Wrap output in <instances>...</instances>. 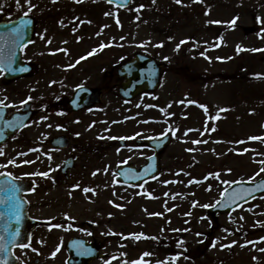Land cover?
I'll return each instance as SVG.
<instances>
[{"label": "flooded vegetation", "instance_id": "1", "mask_svg": "<svg viewBox=\"0 0 264 264\" xmlns=\"http://www.w3.org/2000/svg\"><path fill=\"white\" fill-rule=\"evenodd\" d=\"M24 2L19 0L18 6L17 0H1L0 22L9 23L24 16L27 10L23 9L29 7L26 0ZM30 3L35 5L32 0ZM37 12L35 5L28 15L32 20V40L20 51L21 67L26 71L11 67L9 76H5L6 72L0 74V100L8 105H0L3 113L0 131L4 135L0 149L5 153L0 156V165L7 164L8 160L17 162V166L0 167V173L10 172L22 177L14 183L21 189L17 195L27 201L21 210L19 225L8 215L6 206L0 205V213L4 214L0 216V235L7 238L6 227H19L21 235L17 243L31 244L30 248H13L16 264H118L120 246H128L129 253L137 255L151 253L146 257L157 258L154 264H159L162 262V208L158 210L157 233H148L147 212L138 222L135 219L136 206L142 209L136 204L150 193L146 187L162 180V151L158 155L160 173L155 180L123 187L116 180V171L126 164L137 170L154 155L143 143L162 136V102L151 104L158 96L155 92L139 94L132 100L120 97L115 46L103 49L92 46L88 52L73 53L65 49V61L51 51L45 55L48 61L40 63L39 58L43 56L40 57L38 49ZM181 17L176 26L183 28L184 17ZM242 28L239 26L238 31ZM226 30L217 33L212 26L204 42H199L196 34L181 38L179 43H184L174 49L175 57L162 59V77L173 70L176 79L175 86L169 85L167 90L165 86L164 98L168 95L175 98L181 113L204 115L207 103L200 102L202 92L213 85L215 56L226 47V72H218V78L224 86L231 85L236 95L239 91L242 96L246 79L245 38H239L232 55ZM164 37L168 39L167 34ZM238 46L243 50L238 52ZM93 49L95 53L88 56ZM169 50L163 45V53ZM80 57L86 58L80 60ZM54 66L60 67L59 70ZM47 74L51 76L44 77ZM81 86L94 94L83 97L78 103L71 102L73 92ZM29 96L33 99L21 106L20 102ZM230 98H236L234 91ZM42 116L47 119L41 121ZM15 117H23V125L27 126L9 128L7 122ZM25 160L33 163L24 164ZM45 171L49 172L47 178L25 175ZM8 179L0 175V187L7 188ZM85 188L91 191L85 192ZM11 195L8 191L0 192V199ZM157 202L162 206L161 200ZM120 208L127 209L125 219L118 215ZM57 224L61 227H55ZM133 234L140 238L135 239ZM58 246L60 251L53 258L51 253ZM33 248L36 251H32Z\"/></svg>", "mask_w": 264, "mask_h": 264}, {"label": "rangeland", "instance_id": "2", "mask_svg": "<svg viewBox=\"0 0 264 264\" xmlns=\"http://www.w3.org/2000/svg\"><path fill=\"white\" fill-rule=\"evenodd\" d=\"M196 1L183 0L180 5L175 0H155V3L153 0H133L131 7L118 11L104 7L95 0H81L80 3L76 0H32L37 5L40 22L38 49L40 57H43L39 61L47 62L45 55L51 51L65 61V51L60 50L62 45L73 53L81 47L83 51H90L92 46L105 43L117 47L120 61L138 51L154 54L160 59L167 57L169 60L175 57L174 49L180 46L181 38L196 34L199 42H204L208 27L216 24V21L218 24L225 22L231 27L257 25V31L245 39L246 83L242 86V96H239V91L236 95L231 85L224 86L217 78L208 92H202L203 99L200 102L220 109L231 106L225 111H211L214 128L209 118L206 119L204 131L188 134L186 129L200 128L203 118L181 113L170 95L164 98V94L158 93L154 98L152 104L161 101L167 111H172L174 107L175 111H166V115H162L165 122L162 129L174 130V139L162 156V180L146 187L150 193L142 198L143 202L136 204L142 209L136 206L135 221L142 219L144 212H149V215L146 213V217H149V232H145L157 233L158 210L162 208V241H167L166 244L162 242V262L166 261L167 264H264V251H260L264 249V243L260 242V236L264 235V196L214 220L206 215V208L202 207L204 204H214L230 183L249 180L264 167L260 163L264 160V142L249 139L264 137V0H217L219 7L213 8L208 6V0ZM223 3H226L225 10L221 8ZM140 5L144 7L137 12ZM84 8L91 11V15L83 14L81 10ZM58 11L62 15L61 19ZM49 15V20L43 17ZM239 15L241 18H238ZM181 16L185 18L183 28L176 26L182 20ZM233 18H236L235 25L230 23ZM166 34L168 39L164 37ZM234 44L236 38L233 35L231 46ZM163 45L170 49L166 54L162 51ZM227 55L228 51L225 50L215 56V75L226 72ZM219 61L225 66H219ZM170 64L174 65L173 62ZM229 66L232 69V64ZM58 68L54 66L57 71ZM172 72L165 76L168 88L176 83ZM49 76L51 74L44 75ZM160 91L163 92L162 88ZM233 91L236 98L232 100L230 94ZM177 114H185L186 118ZM262 176L264 173L255 176V179ZM158 200H161L162 206ZM118 212L119 217L125 219L127 209L120 208ZM213 241L216 242L215 247L212 246ZM232 241L236 242L232 247H222ZM127 248L119 247L118 264H131V261L140 258L137 253H129ZM176 256L179 258L173 261L172 258ZM144 260L147 264H153L147 257Z\"/></svg>", "mask_w": 264, "mask_h": 264}, {"label": "snow or ice", "instance_id": "3", "mask_svg": "<svg viewBox=\"0 0 264 264\" xmlns=\"http://www.w3.org/2000/svg\"><path fill=\"white\" fill-rule=\"evenodd\" d=\"M26 2L29 4V7L27 9V11L24 12V16L27 17L29 15V13L32 11V9L35 7V5H31L30 0H26ZM77 3H80L81 0H76ZM109 3H112L113 0H108ZM122 3L125 2V0H121ZM175 2L177 4H181L182 0H175ZM18 6H19V0H17ZM153 3H155V0H153ZM144 7V5H140L136 11L139 12L142 8ZM105 15H109V13H105ZM138 18V17H137ZM257 21L260 22L259 18H257ZM236 22V18H234L230 23L232 25H235ZM31 21L30 20H21L20 23V27H17L15 29H13V32L17 34V38L18 39H22L23 38V32H22V28L27 26L28 24H30ZM214 23H219L218 21L214 22ZM117 24H119V20L117 19ZM43 38V37H41ZM17 43V40H13V44L15 45ZM50 43V41H49ZM181 43H184V41H181ZM106 45L101 44L99 47L101 49H103ZM143 46V45H141ZM160 46V45H157ZM177 48H179V45H177ZM243 49H241L239 46L237 47V51H241ZM96 49H93L91 52H89L87 55L91 56L95 53ZM251 51H260V49H252ZM15 55V52L12 51L9 53V55L7 57H5L2 54V50H0V74H3L5 71H11V63H12V57ZM86 57H80V60L85 59ZM165 59H168L167 57H165ZM80 60H77V63L80 62ZM73 65H69V67H72ZM18 71H26L25 68L21 67L19 69H17ZM259 75V74H258ZM82 87V86H81ZM33 97L29 96L27 99L22 100L20 102L21 106L27 105L29 103L30 100H32ZM0 105H3L4 107H8L7 104L4 103L3 100H0ZM201 107H204L203 105H201ZM205 111H207V109H205ZM221 111H224V109H221ZM3 113L0 112V118H2ZM218 118V117H217ZM23 117H15L11 122H7V126L9 128H16L18 125H23ZM41 121L46 120L47 116H42ZM23 126H27V125H23ZM49 127H51V125H49ZM57 127H61V126H57ZM214 130V129H213ZM77 135H79V133H77ZM110 139H115V137H109ZM4 139V135H3V131H0V140ZM120 139H127V137H120ZM250 140H261L262 142H264V137H249ZM201 142H206V141H193V143H201ZM237 143H243V141H238ZM36 149H30V151H34ZM244 151H248V149H245ZM5 153L3 151V149H0V156H4ZM20 155H27V153H21ZM48 159L51 160L52 157L49 155ZM24 164H29V163H33V161H29V160H25L23 161ZM260 163L262 165H264V160L260 161ZM9 165H13V166H17V162L15 160H8L7 164H3L0 165V167H8ZM105 171H107V169H105ZM229 171H231L229 169ZM260 173H264V167H261L259 169V171L253 176L249 178L248 182H253L255 180V176H259ZM96 173L94 172L93 175H95ZM0 175L3 176H7L9 179L6 182L8 187H0V192H4V191H8L11 192L12 195L8 196L6 199H0V205H5L7 208V213L11 218H14L15 223L17 225H19L20 220H21V210L23 208L24 203H27V201H23L21 199V197H19L17 195V193H19L21 191V189L14 183L15 180L17 179H22V177H15L12 175V173L10 172H4V173H0ZM25 175H39L41 177L47 178L49 176V172H39V173H30V174H25ZM122 175H127L126 173H122ZM217 178H218V174H216ZM132 179H138L139 177L137 176H132L130 177ZM225 183L227 184L228 181H225ZM234 183H245L244 181H234ZM76 187H79V185H76ZM260 189H264V181H261L259 184H256L255 189H242L240 192H236L233 194V196H231L229 199L231 200L232 203H235L236 200L239 199H243L244 196L241 194L242 192L244 194L247 195H251L253 191L256 190H260ZM85 192L91 191V189L85 188L84 189ZM227 192V189H225L223 192H221V199L216 201L215 204H204L202 205V207L204 208H209V207H216L217 205L219 206H227L225 204V201L223 199L225 193ZM264 198V197H262ZM111 203V201H110ZM117 207H119V205H117ZM3 213H0V216H3ZM156 215V214H154ZM241 219H243V217H241ZM11 223V221H10ZM55 227L59 228L61 227V225L57 224L55 225ZM5 231L8 233L7 238L4 235H0V264H9L7 256L11 255V249L9 248V245H11L12 247H19L21 249H25V248H30L31 244L30 243H17L18 238L21 235V230L19 227H14V228H9L6 227ZM179 231V230H177ZM186 231V229H185ZM197 235H200V233H197ZM135 239H139L140 236H135L133 234ZM262 241H264V237L260 238ZM30 240V237H29ZM236 242L232 241L230 244L227 245H222V247H232ZM247 243H255L254 241H248ZM180 244H183V241H180ZM179 246V245H178ZM212 246L215 247L216 246V242L213 241L212 242ZM246 245H241V247H244ZM32 251H36V249H32ZM60 251L59 246L51 253V256L54 258L56 256V254ZM260 251H264V249H260ZM151 255V253L145 252L141 255V257L137 260H133L131 261V264H147V262L144 260V257ZM115 258V257H114ZM179 257H173V261H175L176 259H178ZM159 264H167V262H159Z\"/></svg>", "mask_w": 264, "mask_h": 264}, {"label": "water", "instance_id": "4", "mask_svg": "<svg viewBox=\"0 0 264 264\" xmlns=\"http://www.w3.org/2000/svg\"><path fill=\"white\" fill-rule=\"evenodd\" d=\"M104 1L108 2V0H104ZM130 3L131 0H125L124 3H122L121 0H113V2L110 4H114L118 7L124 8L127 7ZM122 68L126 72V76L124 75V77L128 78L127 84L122 87V89H124V91L127 94L125 96L126 98L129 97L128 94L131 93V91H133L134 89L141 90L144 87L154 89L157 86L158 83L157 81L159 76V65H157L152 59L137 55L133 61H130L129 63L123 65ZM167 143H168V136H165L162 138V151L167 145ZM144 169H145L144 176L146 177L151 175L154 171L153 166H151V164H147ZM123 180L124 183L132 182L131 180H128L126 178ZM261 181H264V179L252 184L239 183V184L231 185L230 188L227 189V192L223 197L225 204L227 206L222 207L217 205L216 207H210L208 209V214L211 215L212 217H215L216 214L218 213L223 214L229 212L232 209H234L237 205L241 204L242 202L255 197L261 192H264V189L253 191L251 195H247L242 192L241 194L244 196V198L243 199L238 198L235 203H232L231 200L229 199L231 196H233L234 193L240 192L242 189H255L256 184H259Z\"/></svg>", "mask_w": 264, "mask_h": 264}]
</instances>
